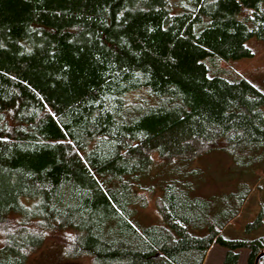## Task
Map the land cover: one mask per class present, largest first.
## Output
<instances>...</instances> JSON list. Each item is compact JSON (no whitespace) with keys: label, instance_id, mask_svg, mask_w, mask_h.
<instances>
[{"label":"trees","instance_id":"trees-1","mask_svg":"<svg viewBox=\"0 0 264 264\" xmlns=\"http://www.w3.org/2000/svg\"><path fill=\"white\" fill-rule=\"evenodd\" d=\"M251 38L264 0H0V264L52 236L95 264H203L212 245L264 264V234L224 235L248 188L165 183L144 224L153 187L125 179L264 144V86L220 66L252 59ZM263 224L264 205L245 231Z\"/></svg>","mask_w":264,"mask_h":264},{"label":"rangeland","instance_id":"rangeland-1","mask_svg":"<svg viewBox=\"0 0 264 264\" xmlns=\"http://www.w3.org/2000/svg\"><path fill=\"white\" fill-rule=\"evenodd\" d=\"M246 45L255 53L252 59L224 61L220 66L229 70L230 74L246 76L264 86V45L255 38L249 39ZM214 74L213 69H210L209 75ZM135 94L139 93L130 94V99H134ZM154 157L155 161L147 172L125 178L135 186L153 187L152 193L149 194L148 205L137 212V217L142 223L152 224L158 221L155 200L162 194V185L171 181H180L190 188V193L193 195L218 197L236 193L238 196L248 188L249 192L239 208V214L226 225L224 235L230 238H255L264 234V224L250 233L245 231V225L255 218L264 205V144L249 151L248 157L235 158L224 151H213L192 161H178L173 165H167ZM234 206L235 203L229 198V211ZM2 242L3 236L0 233V248ZM239 254L238 264H246L247 250L241 249ZM224 255V248L212 245L203 264H224ZM25 264H95V262L88 255L76 257L67 255L59 237L52 236L29 255Z\"/></svg>","mask_w":264,"mask_h":264}]
</instances>
